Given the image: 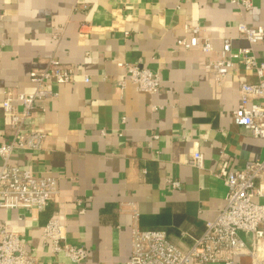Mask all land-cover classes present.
Segmentation results:
<instances>
[{"label":"crops","instance_id":"0c3cea01","mask_svg":"<svg viewBox=\"0 0 264 264\" xmlns=\"http://www.w3.org/2000/svg\"><path fill=\"white\" fill-rule=\"evenodd\" d=\"M240 24L264 26V0L250 11L229 0H0V141L13 139L1 108L5 93L34 92L30 73L46 56L77 72L54 86L59 97L46 102L44 114L28 120V128L46 134L42 149L17 151L10 160L58 180L46 211H0V225L20 236L36 264H74L44 240L53 216L65 222L69 244L88 250L80 264H126L134 226L164 231L187 250L217 218L226 206L217 176L223 162L241 169L264 160V140L233 120L240 82L257 84L256 75L234 58L220 87L204 66L225 40L233 52L248 46ZM186 25L201 27L214 52L181 48ZM253 50L264 62V44ZM119 64L158 74L160 91L139 92L130 82L122 89ZM194 152L203 156L202 169L189 164Z\"/></svg>","mask_w":264,"mask_h":264},{"label":"built area","instance_id":"2783aa9c","mask_svg":"<svg viewBox=\"0 0 264 264\" xmlns=\"http://www.w3.org/2000/svg\"><path fill=\"white\" fill-rule=\"evenodd\" d=\"M242 11H250L254 0H229ZM187 37L177 40L184 50L199 49L203 53L214 52L209 37L202 35L198 26H184ZM239 36L247 47L233 52L229 40H225L217 59L204 62L213 73L215 82L222 86L233 68V59L238 58L247 72L258 79L257 84L240 82V101L233 113L234 123L249 130L254 138L264 140V62L259 61L253 47L264 44V26L250 27L240 24ZM128 34V33H126ZM59 40V35L54 36ZM125 72L118 84L124 89L128 82L139 92L157 94L161 78L151 70L137 65L124 66ZM77 72L54 56H46L45 66L30 73L35 86L31 94L5 93L1 104L5 121L13 134L9 142L0 141V211L35 210L44 212L59 194L58 180L54 177L36 176L10 163L17 151L37 152L42 149L45 132L28 128V120L34 114L47 111L46 102L57 99L55 85L73 81ZM85 82H90L85 77ZM189 164L202 169L204 162L200 152H194ZM217 176L227 188L226 206L217 218L206 224L204 233L194 240L187 250L178 248L168 234L160 230L132 229L131 259L126 264H238L241 258H250L251 264H264V160L249 162L241 169L230 168L224 161ZM180 190L179 182H171ZM244 236L250 239L245 240ZM43 237L54 255H63L74 264L88 257L84 247L66 241V224L61 217L53 216L43 229ZM0 264H36L34 256L27 251L20 236L8 227L0 225Z\"/></svg>","mask_w":264,"mask_h":264}]
</instances>
